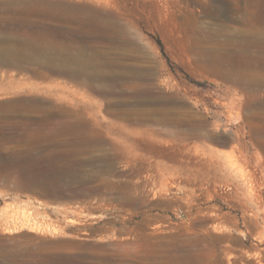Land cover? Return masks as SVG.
Here are the masks:
<instances>
[{
    "label": "rangeland",
    "instance_id": "obj_1",
    "mask_svg": "<svg viewBox=\"0 0 264 264\" xmlns=\"http://www.w3.org/2000/svg\"><path fill=\"white\" fill-rule=\"evenodd\" d=\"M21 1L0 0L1 53L56 42L92 66L0 60V264L263 262L264 0H34L64 9L53 17ZM223 56H252L255 82L225 78ZM18 98L45 113L21 116ZM246 121L258 134L235 159Z\"/></svg>",
    "mask_w": 264,
    "mask_h": 264
},
{
    "label": "bare ground",
    "instance_id": "obj_2",
    "mask_svg": "<svg viewBox=\"0 0 264 264\" xmlns=\"http://www.w3.org/2000/svg\"><path fill=\"white\" fill-rule=\"evenodd\" d=\"M15 3V2H14ZM21 4L23 6V8H29V9H32V10H35L36 12H39L42 14H47L49 16H58L59 14H61L64 10V9H61L59 7H55V5L53 4H49V3H46L44 1H34V0H22L21 1ZM2 6V4H1ZM63 7V6H62ZM6 8V7H5ZM4 9V8H3ZM73 10V9H72ZM27 11V10H26ZM24 11V12H26ZM57 11V12H56ZM67 11V10H66ZM257 12V11H256ZM22 13V12H21ZM38 13V14H39ZM73 13V12H72ZM57 14V15H56ZM40 15V16H41ZM43 15V16H44ZM62 15V14H61ZM82 15V14H81ZM42 16V17H43ZM63 16V15H62ZM65 16V15H64ZM84 16V15H83ZM56 18V17H55ZM78 18V17H77ZM19 19V18H18ZM38 19V18H37ZM84 19V18H83ZM60 20V19H59ZM35 21V20H34ZM41 21V20H40ZM39 21V23H40ZM7 22V21H6ZM12 22V21H11ZM10 22V23H11ZM104 23V22H103ZM23 24V23H22ZM43 24V23H42ZM101 24V23H100ZM45 25V24H44ZM49 27V26H48ZM7 29V28H6ZM95 33V32H94ZM258 34V33H257ZM256 34V35H257ZM11 35V34H10ZM45 35V34H44ZM79 35V34H78ZM9 37V36H8ZM13 37V36H11ZM19 38V37H18ZM260 38V37H259ZM17 41V40H15ZM23 42V41H22ZM60 42V41H59ZM225 43V42H224ZM12 44V43H11ZM18 44V43H17ZM32 53H28L27 55H25L23 58L24 59H15V58H8L6 57L3 53L0 52V60H2L3 62L5 63H9V64H13V65H19L21 64V61L22 60H26L28 62V64L30 63H38L40 64L41 66H44V68H47V70L50 71H53V72H63V73H67V74H76V72H83L85 69H88L90 66H92V63L91 61H88L86 60L82 53H76V54H72V52L69 51V49L67 48V46L63 47L62 44L59 45L58 43L54 42L52 45L49 44V46H44L42 45V43H40L39 41H33L32 43ZM262 45V44H261ZM1 46V44H0ZM13 46V45H12ZM19 46V45H18ZM21 47V46H20ZM67 50H66V49ZM20 49V48H19ZM6 50V49H4ZM22 50V49H21ZM25 51V50H24ZM8 52V51H7ZM9 53V52H8ZM27 53V52H26ZM219 53V52H218ZM9 55H11L9 53ZM22 56V55H21ZM264 56V55H263ZM13 57V56H12ZM16 57V56H15ZM18 57V56H17ZM252 57V56H251ZM249 56H247V58L241 62V61H237V60H226L227 58H223L221 59V63L223 62L222 60H225V67L222 68L221 70V73L223 74V76L227 79H229L230 81H232L233 83L235 84H243V83H246V84H252L253 82H255L257 76H256V73H255V67H254V59L253 57L251 58ZM217 59V58H216ZM94 60V59H93ZM231 61V62H230ZM101 62V61H100ZM216 62V61H215ZM33 64V65H35ZM101 64V63H100ZM39 66V65H38ZM256 66V65H255ZM120 69V68H119ZM218 69V68H217ZM257 70V69H256ZM37 71V70H34V72ZM91 71V69H90ZM126 71V70H125ZM44 72V71H43ZM43 72H39L37 71L36 72V75L38 76H45V73ZM47 74V73H46ZM81 74V73H80ZM79 74V75H80ZM91 76V75H90ZM120 76V75H119ZM94 78V77H93ZM92 78V79H93ZM129 78V77H127ZM134 78V77H133ZM132 78V80H133ZM112 79V78H111ZM122 79V78H121ZM9 80V79H8ZM130 80V79H129ZM264 80V79H263ZM119 81V80H118ZM136 81V80H134ZM124 82V81H123ZM133 82V81H132ZM258 82V81H257ZM93 83V82H92ZM110 83V82H108ZM126 83V82H125ZM136 83V82H135ZM8 84H9V87H6L10 90H13L14 92L16 90H20L21 88H25L23 86H25V84H27L25 81H19V80H15V79H11L8 81ZM90 84V83H89ZM103 84V83H102ZM128 84V83H127ZM99 85V84H98ZM120 85V84H119ZM262 85V84H261ZM135 86V85H133ZM152 86V85H151ZM124 87V86H123ZM264 87V86H263ZM2 88V87H1ZM5 88V89H6ZM29 88V87H28ZM99 88V87H98ZM128 88H131V87H128ZM7 89V90H8ZM50 89V88H49ZM152 89V88H151ZM228 89V88H227ZM230 89V87H229ZM9 90V91H10ZM113 92V91H112ZM118 92V91H117ZM10 94V93H9ZM122 97V96H121ZM160 97V96H159ZM37 99V98H36ZM138 99V98H136ZM162 99V98H161ZM34 100V98H33ZM31 101V99L29 98H22V99H19L17 100V108L16 110L19 111V113L21 114V116H24L22 114V112H25L24 110H26L27 108H31L35 110H41L43 111L44 107L41 105V103H38L36 100L34 101ZM132 100V99H131ZM16 101V100H15ZM14 101V102H15ZM36 101V102H35ZM44 101V100H43ZM156 101H158V98L156 97H152L150 95H146L143 99V102L146 103V104H152V103H155ZM160 101V100H159ZM121 102V101H120ZM139 101H137L138 103ZM232 102V101H231ZM16 103V102H15ZM139 104V103H138ZM166 104V103H165ZM11 106V105H10ZM146 106V105H145ZM13 107V106H12ZM162 107V106H161ZM166 107V106H165ZM46 108V107H45ZM158 108V107H157ZM154 109V108H153ZM171 109V108H170ZM30 110V109H29ZM155 110V109H154ZM40 111V114L42 113H45L44 111L42 112ZM57 112V111H56ZM33 113V111H32ZM31 113V114H32ZM39 113V112H38ZM47 114V113H46ZM44 114V116L46 115ZM160 114L161 115H168L169 114V111L168 109H161L160 108ZM172 114V112H171ZM231 114V113H229ZM241 114V112H240ZM30 115V114H29ZM39 115V114H37ZM68 115V114H67ZM40 116V115H39ZM38 116V117H39ZM43 116V115H42ZM173 116V115H172ZM34 117V116H33ZM239 117V116H238ZM45 118V117H44ZM190 119V118H189ZM2 120V119H1ZM27 120V119H25ZM32 119L29 120V122L31 121ZM183 120V119H182ZM182 120H174L172 121V123L174 124H180L182 122ZM45 121V120H44ZM73 121V120H72ZM161 121H164V122H167L166 120V116H163L161 118ZM169 121V120H168ZM192 122V120H190ZM248 121V120H247ZM246 121V125L248 126V129H246V131L244 130L245 126L244 124L241 126V127H238L235 131H234V136L232 137V142L234 144H232V148H233V152H237L235 155V159L237 158H245L246 159V147L243 143V141L241 140V135L242 134H251L252 136H255L256 134H258L257 132V129L252 126L250 124V122H247ZM28 122V123H29ZM32 122V121H31ZM184 122V121H183ZM244 122V121H243ZM26 123V121H25ZM37 123V122H35ZM40 123L41 120H40ZM40 123L38 126H40ZM163 123V122H162ZM189 123V122H188ZM23 124V123H22ZM27 124V123H26ZM34 124V122H33ZM43 124V123H42ZM46 125V123H45ZM254 125V124H253ZM33 126V125H32ZM240 126V125H239ZM76 127V126H75ZM176 127V126H175ZM72 127H70V124H67V123H64V124H58L56 126V130L58 131H61V130H70ZM80 128V127H79ZM85 128V126H84ZM18 129V128H17ZM23 129V128H22ZM40 129V128H39ZM242 129V130H241ZM264 129V128H263ZM26 130V129H24ZM41 130L43 131V128H41ZM79 130V129H78ZM85 130V129H84ZM91 130V129H90ZM122 130V129H121ZM37 131V132H36ZM35 132L38 133V130H36ZM89 131V130H88ZM96 131V130H95ZM137 131V130H136ZM140 131V130H139ZM16 132V131H15ZM121 132V131H120ZM132 132V131H131ZM47 133V132H46ZM92 135H93V132H91ZM129 133V132H128ZM32 134V133H31ZM48 134V133H47ZM133 134V133H132ZM135 134V132H134ZM137 134V133H136ZM30 135V134H29ZM44 135V134H43ZM49 135V134H48ZM87 135V134H86ZM128 135V134H127ZM130 135V134H129ZM31 136V135H30ZM51 136V134H50ZM94 136V135H93ZM37 137V136H36ZM129 137V136H128ZM34 138V137H33ZM91 138V137H90ZM125 138V137H124ZM45 139V138H44ZM52 139V138H51ZM138 139V138H137ZM256 139V138H255ZM127 140V139H126ZM37 141V140H36ZM43 141V140H42ZM45 141V140H44ZM93 142V141H92ZM136 142V141H135ZM259 142V141H257ZM255 144V143H254ZM17 145V144H16ZM133 146V144H131ZM130 145V146H131ZM259 147L264 150V147L261 146L260 144H258ZM45 146V145H44ZM258 147V146H257ZM263 147V148H262ZM27 149V148H26ZM257 149V148H256ZM13 154V153H12ZM20 154V153H19ZM34 155V154H33ZM16 158V157H15ZM234 158H231L227 161V163L229 165H232L234 161L233 160ZM163 170V168H161ZM162 172V171H161ZM1 182V181H0ZM5 183V182H4ZM247 185V184H246ZM249 186V187H248ZM130 190V189H129ZM247 192H248V197H249V202L250 203H258L260 200V193H258L257 191L254 190V187L252 184H249L247 185ZM128 193V192H127ZM157 193V192H155ZM156 196V195H155ZM154 196V197H155ZM125 201V200H123ZM253 216V214H252ZM159 224V223H158ZM156 225V224H155ZM162 225V224H161ZM161 225H156L157 226V230L156 228L154 229L155 231H152V232H157L159 231L158 228L161 227ZM8 227V226H7ZM129 229V228H128ZM7 230V229H6ZM148 232V231H147ZM125 240V238H124ZM234 255V254H233ZM250 255V254H249ZM231 257V256H230ZM229 259V258H228ZM222 261V260H221ZM221 261L219 260H215L213 262V264H220ZM116 263V262H115ZM195 264H201V261L200 260H197L195 261ZM258 264H264V261H259Z\"/></svg>",
    "mask_w": 264,
    "mask_h": 264
}]
</instances>
